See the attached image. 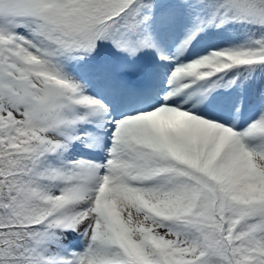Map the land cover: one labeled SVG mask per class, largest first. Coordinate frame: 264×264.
<instances>
[{
  "label": "snow or ice",
  "instance_id": "obj_1",
  "mask_svg": "<svg viewBox=\"0 0 264 264\" xmlns=\"http://www.w3.org/2000/svg\"><path fill=\"white\" fill-rule=\"evenodd\" d=\"M0 264H264V0H0Z\"/></svg>",
  "mask_w": 264,
  "mask_h": 264
},
{
  "label": "trees",
  "instance_id": "obj_2",
  "mask_svg": "<svg viewBox=\"0 0 264 264\" xmlns=\"http://www.w3.org/2000/svg\"><path fill=\"white\" fill-rule=\"evenodd\" d=\"M220 40L219 37L216 36H207L204 37L203 40H201L200 42H198L196 44V47L192 50L193 52H199L202 50V48L207 44V43H218ZM219 91H224V90H219ZM216 98V97H213ZM219 98V97H218ZM220 98H225V97H220ZM228 98V97H227Z\"/></svg>",
  "mask_w": 264,
  "mask_h": 264
},
{
  "label": "rangeland",
  "instance_id": "obj_3",
  "mask_svg": "<svg viewBox=\"0 0 264 264\" xmlns=\"http://www.w3.org/2000/svg\"><path fill=\"white\" fill-rule=\"evenodd\" d=\"M210 99H213V102H215L216 100H218V99H215V98H213V97H210ZM201 107H203V106L201 105ZM250 111H251V112H250ZM247 113L249 114L248 117L246 116L247 118H249V117H251V116L253 115L252 110H249V111H247L246 113H244L242 117L238 116L236 122L239 124V123H242V121H246L247 118H245V115H246ZM67 239H68L69 242L74 243V244L78 242V241H77V238L74 237V236H69V237H67Z\"/></svg>",
  "mask_w": 264,
  "mask_h": 264
}]
</instances>
